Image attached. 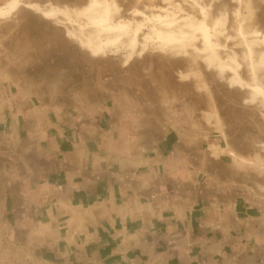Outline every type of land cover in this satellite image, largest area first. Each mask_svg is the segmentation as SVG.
Returning <instances> with one entry per match:
<instances>
[{"label": "crops", "instance_id": "crops-1", "mask_svg": "<svg viewBox=\"0 0 264 264\" xmlns=\"http://www.w3.org/2000/svg\"><path fill=\"white\" fill-rule=\"evenodd\" d=\"M204 18L218 58L229 37L214 42ZM126 33L112 39L134 45ZM43 48L0 68V264H236L264 250V149L247 121L134 70L87 83L77 51Z\"/></svg>", "mask_w": 264, "mask_h": 264}, {"label": "rangeland", "instance_id": "rangeland-1", "mask_svg": "<svg viewBox=\"0 0 264 264\" xmlns=\"http://www.w3.org/2000/svg\"><path fill=\"white\" fill-rule=\"evenodd\" d=\"M103 1L0 0V68L8 70L27 51L39 47L45 51L43 45L51 44L77 51L81 72L88 74L82 80L87 83L134 70L147 86L168 90L165 86L179 84L172 89L185 90L192 85L208 102L217 106L223 102L225 110L233 109L231 115L227 113L231 121L237 115L247 121L242 130L258 132L257 144L264 149V0H108L110 10L121 6L117 14L105 12ZM60 4L65 12L44 15L43 8ZM208 15L213 41L226 33L231 43L219 49L215 45L218 58L211 57L213 50L204 42L202 26ZM110 21L117 28L111 29ZM42 26L41 32L48 33L44 40L40 39ZM122 32L136 33V43L126 39L118 44ZM233 78L240 90L234 108L233 97L228 96ZM251 84L255 87L250 90ZM234 258L236 264H264V250L238 251Z\"/></svg>", "mask_w": 264, "mask_h": 264}]
</instances>
